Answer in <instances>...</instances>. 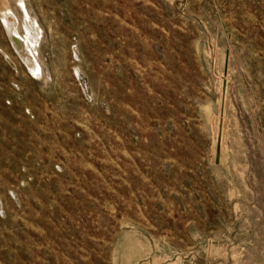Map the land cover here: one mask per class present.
<instances>
[{"label": "rangeland", "instance_id": "obj_1", "mask_svg": "<svg viewBox=\"0 0 264 264\" xmlns=\"http://www.w3.org/2000/svg\"><path fill=\"white\" fill-rule=\"evenodd\" d=\"M0 264H264V0H0Z\"/></svg>", "mask_w": 264, "mask_h": 264}, {"label": "bare ground", "instance_id": "obj_2", "mask_svg": "<svg viewBox=\"0 0 264 264\" xmlns=\"http://www.w3.org/2000/svg\"><path fill=\"white\" fill-rule=\"evenodd\" d=\"M12 11L9 8L4 10V23H5V27H6L5 30L8 31V33H9V35L11 37L13 45L23 55L22 58H24V62L26 61L25 63H27L28 66H30L32 68L33 65H34V62H36V61H34V55L31 53V50L29 49V41H32V38H31V36L28 37V38H25V37H23L22 35L19 34L20 32L18 31L17 21H16L17 18L14 15L15 13H13ZM38 27H39V25H38ZM33 53H34V51H33ZM39 66H41V65H39ZM34 69L37 70V67L34 68ZM224 80H226V76L225 75L222 76V85H221V89H220V93H221L220 107H219L220 108V113L218 114V117L216 118V123H215L216 132H215V140H214V152H215V155H216V161H218L220 159V153H221V151L223 149V142H224V137H225L224 112H225V108H226L227 89H226V92L224 93L223 92ZM220 121H221L222 137H221V148H220V151L218 153L216 151V143H217V135H218L219 127H220Z\"/></svg>", "mask_w": 264, "mask_h": 264}, {"label": "water", "instance_id": "obj_3", "mask_svg": "<svg viewBox=\"0 0 264 264\" xmlns=\"http://www.w3.org/2000/svg\"><path fill=\"white\" fill-rule=\"evenodd\" d=\"M228 69V59L226 58V63H225V74L227 73ZM226 87H227V82L224 80L223 83V92H226ZM221 137H222V132H221V121H220V127L217 135V143H216V151L219 153L220 148H221ZM219 161V160H218Z\"/></svg>", "mask_w": 264, "mask_h": 264}]
</instances>
